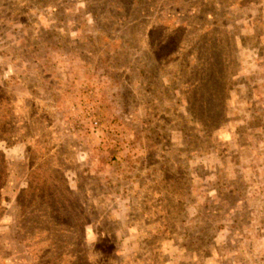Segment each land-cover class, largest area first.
Listing matches in <instances>:
<instances>
[{
  "label": "rangeland",
  "instance_id": "rangeland-1",
  "mask_svg": "<svg viewBox=\"0 0 264 264\" xmlns=\"http://www.w3.org/2000/svg\"><path fill=\"white\" fill-rule=\"evenodd\" d=\"M0 264H264V0H0Z\"/></svg>",
  "mask_w": 264,
  "mask_h": 264
},
{
  "label": "clouds",
  "instance_id": "clouds-1",
  "mask_svg": "<svg viewBox=\"0 0 264 264\" xmlns=\"http://www.w3.org/2000/svg\"><path fill=\"white\" fill-rule=\"evenodd\" d=\"M87 241H88V243L93 244V245L97 241V238L94 235V233L92 232V229L91 228L88 229Z\"/></svg>",
  "mask_w": 264,
  "mask_h": 264
}]
</instances>
